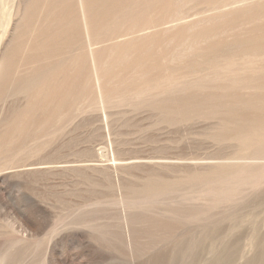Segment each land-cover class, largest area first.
<instances>
[{
    "label": "rangeland",
    "instance_id": "374dc122",
    "mask_svg": "<svg viewBox=\"0 0 264 264\" xmlns=\"http://www.w3.org/2000/svg\"><path fill=\"white\" fill-rule=\"evenodd\" d=\"M234 1L183 0L175 7L174 0H137L123 14L115 11L117 4L113 12H101L107 24L101 34L109 38L98 54L106 82L101 105L85 45H71L68 38L57 47L37 45L46 23L72 32L71 18L79 21L80 14L70 5L77 0H6L13 14L0 54L9 45L16 61L0 93L3 264H264V171L254 188L231 197L208 195L210 186L198 180L214 165L255 149L232 139L248 125L232 119L234 111L223 105H238L243 119L264 118V110L241 103L264 104V88L250 94L230 87L220 73L214 81L196 79L249 66L240 56L230 65L222 55L249 35L263 34L264 16L239 9L208 24H185ZM147 20L185 25L111 46V39ZM3 21L8 19L0 12V36ZM206 36L211 38L202 42ZM174 49L183 57L169 56ZM56 62L74 77L64 89L57 87L63 77L51 76ZM42 96L47 98L32 99ZM61 98L65 102L54 107ZM17 112H24L20 120L7 123ZM153 181L173 185L147 202L138 190Z\"/></svg>",
    "mask_w": 264,
    "mask_h": 264
},
{
    "label": "bare ground",
    "instance_id": "6f19581e",
    "mask_svg": "<svg viewBox=\"0 0 264 264\" xmlns=\"http://www.w3.org/2000/svg\"><path fill=\"white\" fill-rule=\"evenodd\" d=\"M182 1L183 0H174V6L175 5L179 6V4ZM255 3H260V4L255 6L254 5ZM115 4L118 5V9L115 11H117L120 14H123L124 12H127L125 6L128 4H130V5L131 4H137V0H77L76 5H70V12L75 11L76 14L79 13L80 15H79V17H77V19L78 20L80 19L79 20L80 22L76 21L74 18H71L72 22H71L70 27L72 29V32H69L67 34L60 33L57 31V29L62 28L61 24L52 25V22L50 24L46 23L45 28L44 29L42 28V30H44V34H43L42 38L37 39V45L41 46L43 48H46L47 46H49L50 42L53 46L57 47L58 44L61 45V42H63L65 40L64 39L62 41L63 38H68L70 40L69 43L71 45L73 43L74 44L79 43L80 46L85 45V47L88 49V53L90 55L89 59H90L91 67L93 68V76H94V81H95L96 88H97V96H98L97 99L101 105L104 103V100H105V86L104 85L106 84V82L103 78V75L100 72L101 66H100V62L98 59V54L104 49L105 46L109 45V44H106V45L104 44L106 41L108 42L109 38L106 39L105 35L101 34V30L104 27L105 28L107 27V24L105 26L103 25V20H106V16H104V17L101 16V12L102 13H104V12L109 13L110 11L113 12L112 6ZM162 4L164 5V3H162ZM171 4H172L171 1L168 2L169 6ZM7 5H8V3L6 2V0H0V12L4 16H7V19H8L7 22L3 21L1 23L2 34L0 36V43L5 36L9 20L13 14V6L7 7ZM30 6H31V4H30ZM165 8H167V7H165ZM165 8H164V10H166ZM168 8L171 9V7H168ZM239 9H240L241 13H253L255 15L254 17H256V16L262 17V16H264V0H237V1H234L232 4L228 3V4L221 5L219 7H214L213 9H211L212 12L209 14V16H206L204 20L198 19V20L193 21V22H188V23L185 22V24H188L190 26H193L194 24L199 23V22L200 23L206 22L208 24L209 22H211L216 17L227 15V12L235 11V10H239ZM133 11L134 10L131 9L128 12H133ZM24 14H25V12H23V15ZM61 15H63V13ZM64 16H66V15H64ZM74 16H76V15H74ZM22 17H24V16H22ZM239 23H240V20H239ZM164 24L165 23H163V22H154V21H149V20L144 21L143 23H140V24H134V26L132 25L127 30V32L120 35L121 37H124V39L120 40V38H121L120 36H118L114 39H111L114 41L111 43V46L112 47L127 46L136 40H140L142 38L148 37L152 34H155L156 32H161V31L164 32V31H168L169 29H175L176 30L179 27L185 25V24H183L180 26L166 27V26H164ZM232 24L235 25V23H232ZM78 29H79V31H78ZM254 30H255V28H254ZM49 32H51L50 36L45 35V34H48ZM207 38H211V36L210 37L209 36L201 37L200 40L207 39ZM190 39H191L190 42L192 43V41H194V40H193V38H190ZM202 42H203V40H202ZM217 51H218V49H217ZM229 51H230V53L229 52H223L224 54L222 55L223 58H225L228 61V64L231 65V63L233 61H236L237 58L240 56L241 61L246 59V60H248V61H246V63H249V66L246 65V66L241 67V68H246V70H245L246 73L253 71V74H251L250 76L249 75L247 76L245 74V72H243V71L241 72L239 70V68H233L230 66L231 68H228L224 72H219L218 70H213L211 72H207V73H203L201 75H197L196 79L201 80V81L211 79V81L212 80L214 81L216 79L217 75L220 73V74H222V76H220V79L223 80L224 82L229 80L230 87H238V88L242 87V89H245L250 94L254 91V89L264 88V76H262L263 74L259 75V73H261L262 71H263L262 73H264V29H263V34H260L258 36H251V37L249 35L248 39L244 40L243 42H240L237 45H234L233 47H231V49H229ZM175 52L176 51L174 49L171 52V55H169V56H172L173 59H175L177 57V54ZM218 52H220V51H218ZM217 53H215L214 57L217 56ZM18 54H19V50H18ZM220 54H222V53H220ZM12 57L13 56L10 55L9 45H7L5 51L2 52V54H0V93L3 92V87L7 83V76H9L8 74L11 73L10 72L11 64L14 60ZM181 57H183V56L178 55L177 59H179ZM71 59L73 60V59H75V57H73ZM199 59H200V57H199ZM225 59H223V60H225ZM76 60H79V59H76ZM160 60H162V59H160ZM14 61H16V59ZM74 61L75 60H73V62ZM83 63H84V61H83ZM104 66H105V64L103 63L102 67H104ZM216 66H218V65H216V63H215V66H213V67H216ZM52 70H54V72H55L54 75H51L52 77L57 76V79H58L60 76H62L64 78V79L61 78L60 80H57V87H60L61 89L65 88L68 79L74 78L71 74L72 73L71 70H69L68 67L62 63L56 62L53 65ZM202 71L203 70H200V72H202ZM60 73H61V75H60ZM166 74H168V72ZM179 76H180V74H179ZM259 76H262L261 81H258V80H260ZM31 78H32V75H31ZM79 79H81V78H79ZM42 80H44V79H42ZM140 80H139V82H140ZM184 84L185 83H182V87H186ZM29 85H31L32 87L34 85L36 86V84H34L33 81ZM46 98H47L46 96H44V97L42 96V98L36 97V98H32V99L41 100V99H46ZM64 102L65 101L62 98L59 100L56 99V100H54V104H57V105L54 107L58 108V106L60 104H63ZM208 102H210V101H208ZM40 103H42V102H40ZM166 103H168V102H166ZM211 103H213V102H211ZM241 103L245 106L251 107L252 109L264 110V104L257 106L255 104H253L251 102V100H249V99L244 100V101L242 100ZM65 105H66V103H65ZM166 105H168V104H166ZM214 105L219 106V104H215V103H214ZM225 106H227V107L225 108ZM237 106L238 105H230V104L223 105V107L225 109H227L228 111L229 110L232 112L234 111L232 119H234L236 121H237V119L238 120H244V121H246V123L248 125L246 127V129H244L243 132L242 131L236 132L232 139L237 144L241 143V145H243L242 147H245L247 149L251 148V151L253 148H255V149H253L252 153H250V154H247L249 151L248 152L244 151V153L242 152L238 156L236 155V156L230 158L229 160H227L225 162L218 163V164L214 165L213 169H210L208 172H202L201 171L202 172L200 175L201 177L198 180L201 181V183H204L206 186H210L207 188L208 189L207 192H205V193H208V195H210L212 193H221V194H227V196L231 197L233 193H243L244 190L254 188V186L256 185L258 180L260 179V175H262L263 171H264V118H262V117L257 118L255 115H251L250 117H247V119H243L241 117V115H239L236 112ZM68 107H70V106H68ZM164 107H166V106H164ZM210 109H212V108H210ZM53 112H55V111H53ZM23 113L18 114V112H17V114L13 115L10 119L7 120V123L9 121H11V122L12 121L13 122L19 121L20 119L18 120V116L22 115ZM34 114H35V112H34ZM26 118H27V116H26ZM49 119H51V118H49ZM229 120H230V118H229ZM18 123H20V122H18ZM36 131H38V130H36ZM18 134H19V132H18ZM228 134L230 135V133H228ZM33 141H34V139H33ZM1 151H2V147L0 146V152ZM263 182H261V183H263ZM175 183L176 182L174 181V184ZM171 185H173V182L172 183L171 182H159V181L158 182H156V181L148 182L147 184H145V186L142 189L139 188L138 193H140L142 195L143 199L148 200L147 202H153L154 198L156 196L167 192L171 188ZM158 197H160V196H158ZM162 212H160V213H162ZM193 215H194V213H193ZM127 219L128 218H126V220ZM5 258L0 259V264H3L6 261ZM44 262H45V264H48L46 259Z\"/></svg>",
    "mask_w": 264,
    "mask_h": 264
}]
</instances>
